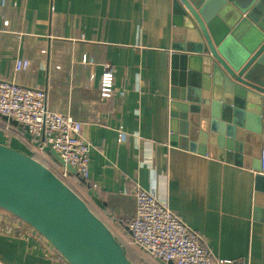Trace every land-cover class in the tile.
I'll use <instances>...</instances> for the list:
<instances>
[{"label": "crops", "instance_id": "crops-1", "mask_svg": "<svg viewBox=\"0 0 264 264\" xmlns=\"http://www.w3.org/2000/svg\"><path fill=\"white\" fill-rule=\"evenodd\" d=\"M0 14V81L44 89L49 110L81 123L89 179L73 180L114 235L127 236L140 186L198 232L214 259L264 264L263 216H253L257 158L210 152L208 142L203 155L169 145L170 102L179 93L170 77L172 0H4ZM16 58L29 67L14 73ZM104 63L114 70L109 98L98 90ZM0 144L30 154L32 139L0 117ZM0 264L66 262L21 222L0 226Z\"/></svg>", "mask_w": 264, "mask_h": 264}, {"label": "water", "instance_id": "water-1", "mask_svg": "<svg viewBox=\"0 0 264 264\" xmlns=\"http://www.w3.org/2000/svg\"><path fill=\"white\" fill-rule=\"evenodd\" d=\"M170 63L179 93L170 102L169 145L202 155L206 142L210 152L212 147L227 154L237 149L257 158L259 173L264 149V0H172ZM49 155L79 178L54 150ZM258 175L253 216L262 215L264 221V174ZM0 210L33 229L66 264H134L109 227L51 169L4 144Z\"/></svg>", "mask_w": 264, "mask_h": 264}, {"label": "built area", "instance_id": "built-area-1", "mask_svg": "<svg viewBox=\"0 0 264 264\" xmlns=\"http://www.w3.org/2000/svg\"><path fill=\"white\" fill-rule=\"evenodd\" d=\"M3 4L4 0H0V11ZM7 24V21L2 22L4 27ZM82 62H86L85 57L82 58ZM89 63L92 64L93 61L89 60ZM29 65V60L16 58L13 61V71L14 73L23 71ZM98 90L101 98H109L115 94L114 70L110 63L102 65ZM2 116L27 128V133L35 143H32L30 150L34 158L35 155H40L41 159L46 160L45 154H49V150L52 149L64 163L75 170L79 178L88 181L90 146L81 136V123L69 115L49 110L44 89L24 88L13 80H1L0 117ZM124 140L125 131L119 128L117 141ZM52 165L51 171L71 188L75 178L57 162ZM259 174H264V149ZM96 188L97 185L92 183L91 189ZM133 197L135 213L127 224L129 233L119 239L136 249L141 256L160 264L231 263L227 260L214 259L204 245L201 235L189 228L171 211L167 202L154 192L136 186ZM19 224L20 220L0 210V226L17 228Z\"/></svg>", "mask_w": 264, "mask_h": 264}, {"label": "rangeland", "instance_id": "rangeland-1", "mask_svg": "<svg viewBox=\"0 0 264 264\" xmlns=\"http://www.w3.org/2000/svg\"><path fill=\"white\" fill-rule=\"evenodd\" d=\"M32 143L35 144L34 142H32ZM47 152H48V150H47ZM45 155L47 156L46 160L41 159L40 155H35V158L37 160L41 161V163L46 165L49 169L53 170V167H52L53 163H52V161L49 160L51 158L50 155L48 153ZM77 179L80 180L79 178H77ZM71 184H72V186H71L72 190L86 202V204L89 206L90 209H93V206L91 204V199L82 190L80 183L74 180L73 183H71ZM116 237L119 239L121 237V235L117 234ZM119 240L122 242V245L125 249L126 255L132 263H134V264H160L157 261H153V260L144 258L143 256H141L136 251V249L126 245L124 240H121V239H119ZM130 248H132L133 250Z\"/></svg>", "mask_w": 264, "mask_h": 264}, {"label": "trees", "instance_id": "trees-1", "mask_svg": "<svg viewBox=\"0 0 264 264\" xmlns=\"http://www.w3.org/2000/svg\"><path fill=\"white\" fill-rule=\"evenodd\" d=\"M56 162V161H55ZM71 177H73L72 175H71ZM74 178V177H73ZM130 249H132V248H130ZM133 250V249H132Z\"/></svg>", "mask_w": 264, "mask_h": 264}]
</instances>
